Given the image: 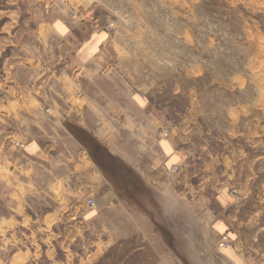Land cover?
<instances>
[{
    "label": "rangeland",
    "instance_id": "374dc122",
    "mask_svg": "<svg viewBox=\"0 0 264 264\" xmlns=\"http://www.w3.org/2000/svg\"><path fill=\"white\" fill-rule=\"evenodd\" d=\"M36 2L39 20L53 13L70 26L71 44L64 42L62 63L39 95L41 128L23 113L29 137L42 145V200L31 199V214L43 218L57 208L48 188L55 178L74 188L81 178L74 165H89L92 148L103 146L94 136L122 155L105 171L133 214L142 213L150 230L171 231L158 192L134 167L174 134L186 154L174 166L209 194L229 191L239 231L255 246L252 264H264V0H22ZM73 211L64 208L60 231L86 229ZM44 227L42 239L52 231ZM231 244L222 236L212 246L216 254Z\"/></svg>",
    "mask_w": 264,
    "mask_h": 264
},
{
    "label": "crops",
    "instance_id": "0c3cea01",
    "mask_svg": "<svg viewBox=\"0 0 264 264\" xmlns=\"http://www.w3.org/2000/svg\"><path fill=\"white\" fill-rule=\"evenodd\" d=\"M38 5L42 3L29 7L22 0H0V264H42V260L46 264H252L255 246L239 231L238 209L232 212L236 202L229 191L219 188L209 194L207 187L192 184L184 171H172L186 158L174 134L154 142L153 153H147L149 161L140 160L134 167L137 176L158 192L160 208L173 224L171 231L150 230L142 213L133 214L93 154L89 165L85 160L74 165H81V178L74 188L58 178L48 186L57 208L43 218L31 214V199L42 200L37 164L42 145L29 137L23 113L35 116L40 127L44 104L39 95L50 70L62 63L64 42L71 44L70 26L53 13L39 20ZM68 57V62L77 58ZM92 138L113 156L123 158ZM19 140L25 141V149L18 148L20 143L15 141ZM90 198L95 208L87 203ZM64 208L75 210L70 215L81 217V223H86L84 231L79 225L69 231L57 228L66 218ZM42 221L46 230H52L45 231L43 239ZM48 222L55 227H48ZM34 224L38 226L33 235H18L19 229ZM222 236L232 244L215 254L212 245ZM29 241L33 245L26 246ZM19 244L25 245L19 248Z\"/></svg>",
    "mask_w": 264,
    "mask_h": 264
},
{
    "label": "flooded vegetation",
    "instance_id": "af4514ba",
    "mask_svg": "<svg viewBox=\"0 0 264 264\" xmlns=\"http://www.w3.org/2000/svg\"><path fill=\"white\" fill-rule=\"evenodd\" d=\"M92 151L93 157L104 169L110 168L112 162L115 164L116 157L113 156L104 146L96 143L92 148Z\"/></svg>",
    "mask_w": 264,
    "mask_h": 264
},
{
    "label": "built area",
    "instance_id": "2783aa9c",
    "mask_svg": "<svg viewBox=\"0 0 264 264\" xmlns=\"http://www.w3.org/2000/svg\"><path fill=\"white\" fill-rule=\"evenodd\" d=\"M178 170H179V167H178V166H174V167L172 168V171H173V172H177ZM88 203H89V205H90L91 207H93V208L96 207V202H95V200H94L93 198H90L89 201H88Z\"/></svg>",
    "mask_w": 264,
    "mask_h": 264
}]
</instances>
